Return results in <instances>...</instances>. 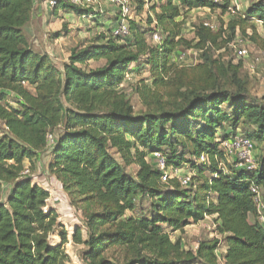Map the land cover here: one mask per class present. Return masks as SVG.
<instances>
[{
  "label": "trees",
  "instance_id": "obj_1",
  "mask_svg": "<svg viewBox=\"0 0 264 264\" xmlns=\"http://www.w3.org/2000/svg\"><path fill=\"white\" fill-rule=\"evenodd\" d=\"M134 1L136 17L146 2ZM164 1L159 11L156 4L148 9L144 24L129 21L128 41L109 29L72 48L58 65L25 34L35 0H0V264H74L64 247L67 231L56 211L45 209L49 192L25 173L26 160L44 152L47 171L83 218V230L72 234L73 243L83 245L82 264H221L219 258L264 264V220L250 191L258 185L264 201V148L254 171L228 165L226 172L219 165L222 140L244 135L256 149L264 141V91L250 96L240 80L246 57L234 62L221 54L233 50L251 20L264 29V0H252L228 28L201 23L190 42L179 29L182 11L224 13L231 0ZM60 10L93 13L68 0H58L51 15ZM153 31L164 36L150 45L146 35ZM246 36L264 53V38ZM182 45L199 52L196 64L172 60L183 54ZM143 67L149 77L135 87L143 105L135 112L121 84ZM154 152L168 167L189 172L188 185L176 177L163 182ZM202 154L208 163L199 161ZM133 165L135 173L128 170ZM143 198L148 207L137 213ZM209 216L218 238L202 239L194 249L171 239L170 233Z\"/></svg>",
  "mask_w": 264,
  "mask_h": 264
},
{
  "label": "rangeland",
  "instance_id": "obj_2",
  "mask_svg": "<svg viewBox=\"0 0 264 264\" xmlns=\"http://www.w3.org/2000/svg\"><path fill=\"white\" fill-rule=\"evenodd\" d=\"M38 1L39 0H35V3L38 4ZM145 2L146 5L144 6L143 10L140 12L139 16H136V21L140 24H144L146 17L150 13L152 14V11L149 13L148 9L153 4H156L157 11H159L158 7L165 3L164 0H145ZM251 2L252 0H231V9L224 13L222 12L221 8H216L214 10L202 7L193 8L191 10L184 9L182 11V15L178 18L180 21L179 29L181 31V35L183 38L188 40V42H190L194 39L195 28L201 23H207L212 26L213 29H217L218 27H222L223 29L226 27L228 28V24L235 18L242 16L244 10L247 9ZM136 5L137 2L131 0V8L134 14H136ZM111 9L112 8H106L103 13H96V15L91 13L85 18L89 20V23L86 20L79 18L80 16L77 14L73 13V15L70 17L65 16L63 12H61L54 16L53 19L44 21L45 26L47 25V29L40 33V35L35 33V26L31 29L30 33H25L30 44L36 50L49 53L54 63L61 65L63 59L68 56L72 48L86 45L93 41L100 33H107L110 25L116 20L115 12L112 13L110 11ZM34 10L36 11L38 8H35ZM94 16H100L101 20L99 25L97 22H94L93 24L92 20L95 18ZM91 17L93 19H91ZM90 22H92V24ZM249 23L250 25L248 26L249 28L246 32V35H251V33L255 32L257 36L264 38V29L261 22L256 19L251 20ZM252 24L254 27H252ZM158 33L161 39L160 41H162L164 35L159 31ZM237 33L241 34L239 31H237ZM246 35L243 37L239 36L245 43L243 45L248 50V55L242 60L243 66L240 69L238 76L244 83L248 95L259 96L264 91V53L252 40L246 38ZM129 39L130 37L128 36L122 40L125 42ZM146 40L150 45L156 44V42L153 41L151 37V32H148L146 35ZM180 48L184 50L183 54L181 56L172 55L173 61L187 66L194 65L199 61V52L196 49L186 48L185 45H182ZM221 54L226 60L232 57L234 62L240 61V59L234 55V51L232 49L221 51ZM89 66H95V64H89ZM131 66L132 68H136L135 64H132ZM148 77L149 73L147 68L143 67L139 70L130 71L121 84L122 89L133 103L135 112L143 109V105L141 104V101L135 92V87L137 85H141L142 79ZM30 90L32 91V88ZM237 131H242L241 125L238 126ZM262 148H264V141L262 143H258L256 156L258 154H262L264 151H262ZM48 159V155L44 152L34 159L32 163L26 160L25 173L30 175L34 182L41 185L49 192V198L46 200L45 209L49 210V208H52L56 211L58 215L57 221L60 224V227L67 231L68 241L64 246L65 251L70 257L72 263L82 264L81 251L83 249V245H77L73 243L72 234L77 227L83 230V218L80 212L75 210L69 204L68 197L63 192L60 183L47 171L46 162ZM128 170L132 173H135L137 167L133 165L128 167ZM183 171L185 172L186 170L183 169ZM9 187L10 185H3V198L5 197V194H7ZM137 204V213H139V211H145L148 207V200L143 198L141 201L138 200ZM214 225L213 217H205L202 221L196 224L185 226L183 230L170 233V237L173 241H175L177 238H180L185 248L194 249L198 241L202 239L219 237V235L215 232ZM54 237L57 238L56 236ZM219 261L222 264L220 258Z\"/></svg>",
  "mask_w": 264,
  "mask_h": 264
},
{
  "label": "built area",
  "instance_id": "obj_3",
  "mask_svg": "<svg viewBox=\"0 0 264 264\" xmlns=\"http://www.w3.org/2000/svg\"><path fill=\"white\" fill-rule=\"evenodd\" d=\"M72 5L80 8H91L93 13H103L106 8H112L115 12L116 25L111 29L113 37L124 39L129 36V21L135 19V14L131 8V0H68ZM213 3L221 4L223 0H209ZM58 0H48L49 7H53L57 4ZM89 16V15H88ZM86 18L87 15H82ZM206 26H210L204 23ZM212 28V26H210ZM153 41L156 43L160 41L158 31L151 33ZM245 44L243 39L239 36L232 44L234 54L238 58H244L248 55V50L243 45ZM48 143L53 142V136L48 134ZM221 149L225 154V161H220L219 165L224 171H228V165L235 168H242L250 171H254L258 168V161L256 156V143L244 135L234 136L231 140H222L220 143ZM154 165L161 168L163 171L162 181L167 182L170 178L176 177L180 181L181 185L186 186L190 180V173L183 172L182 168L168 167L166 160L160 152L152 153ZM199 161L201 163H208V160L204 154L200 156ZM253 200L256 204L257 211L259 213V219L264 220V201L262 197V191L256 184H252L250 187Z\"/></svg>",
  "mask_w": 264,
  "mask_h": 264
},
{
  "label": "crops",
  "instance_id": "obj_4",
  "mask_svg": "<svg viewBox=\"0 0 264 264\" xmlns=\"http://www.w3.org/2000/svg\"><path fill=\"white\" fill-rule=\"evenodd\" d=\"M36 1H37V0H36ZM38 2H39L38 4H37V3L34 4V9H35V8H38V10H36V11L34 10V11H33L32 18H31L30 22H29V23L26 25V27H25V32L30 33L31 29L35 26V27H36V28L34 29L35 33H36L37 35H40V33L44 32V31L47 29V28H46L47 25L45 26L44 21H46V20H48V19H53L54 16L51 15V8H52V7H49V5H48V0H39ZM43 9H44V10H43ZM110 11L113 13V10H112V9H111ZM61 12H63V11L60 10V11L58 12V14L61 13ZM63 14H64L65 16H70V17L73 15L72 12H63ZM33 15H34V16H33ZM78 16H80L79 18H82V19L86 20L87 22L89 21V20L83 18L82 15H78ZM55 18H56V17H55ZM91 19H93V18L91 17ZM115 19H116V18H115ZM100 20H101V18H97V19H93L92 22H93V24H94V22H97L98 25H99ZM92 22H90V23L92 24ZM88 23H89V22H88ZM46 24H47V23H46ZM115 25H116V20L110 25L109 29L111 30L112 28L115 27ZM25 34H26V33H25ZM55 36H56V35H55ZM33 48H34V47H33ZM34 49H35V48H34ZM48 54H49V53H48ZM51 54H52V53H51ZM52 55H53V54H52ZM68 56H69V54H68ZM68 56L65 57V58L63 59V62L67 60ZM222 251H223V250H222ZM220 252H221V251H220Z\"/></svg>",
  "mask_w": 264,
  "mask_h": 264
}]
</instances>
